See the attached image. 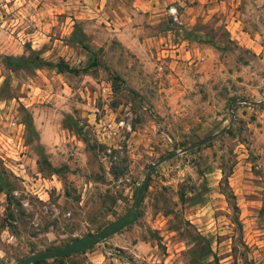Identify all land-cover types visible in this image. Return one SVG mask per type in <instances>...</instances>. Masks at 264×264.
<instances>
[{
  "label": "rangeland",
  "instance_id": "rangeland-1",
  "mask_svg": "<svg viewBox=\"0 0 264 264\" xmlns=\"http://www.w3.org/2000/svg\"><path fill=\"white\" fill-rule=\"evenodd\" d=\"M131 213L62 264H264V0H0V264Z\"/></svg>",
  "mask_w": 264,
  "mask_h": 264
},
{
  "label": "trees",
  "instance_id": "trees-1",
  "mask_svg": "<svg viewBox=\"0 0 264 264\" xmlns=\"http://www.w3.org/2000/svg\"><path fill=\"white\" fill-rule=\"evenodd\" d=\"M44 63L52 65L60 71L73 70V68L70 67L63 59H58L54 63H51L50 61H45ZM144 185L145 181L142 182V186ZM2 189L5 192L6 198H8V188L3 187ZM140 190L141 188L139 187L137 189V193L139 192L138 198L140 196ZM230 196H232L231 193ZM134 211L135 210L133 206V212ZM133 214L134 213H131L130 217L128 218L122 216L117 218L116 220L109 221L100 226L95 231H88L85 234L73 237L69 241L62 244L48 246L41 250L31 252L25 256L17 258L12 264H46L49 259L53 262H56L57 264H62L65 257L72 254L84 252L100 239L118 230L123 224H125L132 218Z\"/></svg>",
  "mask_w": 264,
  "mask_h": 264
},
{
  "label": "water",
  "instance_id": "water-1",
  "mask_svg": "<svg viewBox=\"0 0 264 264\" xmlns=\"http://www.w3.org/2000/svg\"><path fill=\"white\" fill-rule=\"evenodd\" d=\"M193 145H194V143H191V144H189V145H186V146L180 148L179 151H184V150H186L187 148H190V147L193 146ZM159 160H160V159H158L156 162H158ZM149 165H150V164H149Z\"/></svg>",
  "mask_w": 264,
  "mask_h": 264
}]
</instances>
